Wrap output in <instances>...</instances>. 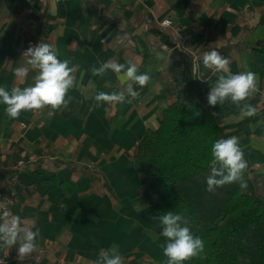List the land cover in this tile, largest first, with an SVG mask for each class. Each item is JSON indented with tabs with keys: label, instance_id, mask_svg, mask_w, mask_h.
I'll return each instance as SVG.
<instances>
[{
	"label": "crops",
	"instance_id": "0c3cea01",
	"mask_svg": "<svg viewBox=\"0 0 264 264\" xmlns=\"http://www.w3.org/2000/svg\"><path fill=\"white\" fill-rule=\"evenodd\" d=\"M164 19L173 24L161 27ZM158 31L199 59L197 98L220 116L227 138H240L249 164L245 190H264V0H0V86L33 83L35 71L18 80L15 69L42 41L79 66L67 107L12 120L0 105V200L41 233L37 252L23 262L15 247L0 248L5 264H92L114 244L123 264H165L153 219L160 213L143 192L147 177L135 160L138 140L160 125L174 100L171 48ZM213 49L230 59L233 73L258 74L260 92L246 101L256 116L241 119L230 101L208 105L211 71L202 57ZM109 59L137 62L151 76L143 88L134 85L132 103L95 106L98 92L123 90L111 71L90 72Z\"/></svg>",
	"mask_w": 264,
	"mask_h": 264
},
{
	"label": "trees",
	"instance_id": "16d2710c",
	"mask_svg": "<svg viewBox=\"0 0 264 264\" xmlns=\"http://www.w3.org/2000/svg\"><path fill=\"white\" fill-rule=\"evenodd\" d=\"M158 34L171 48L174 100L160 125L137 142L135 160L147 177L143 192L160 215L183 213L203 239L205 251L194 264H264V190L253 195L234 183L206 191L212 143L227 135L220 116L197 98L199 59Z\"/></svg>",
	"mask_w": 264,
	"mask_h": 264
},
{
	"label": "clouds",
	"instance_id": "9594fccd",
	"mask_svg": "<svg viewBox=\"0 0 264 264\" xmlns=\"http://www.w3.org/2000/svg\"><path fill=\"white\" fill-rule=\"evenodd\" d=\"M124 39L118 38V42L123 43ZM22 57L26 61V66L15 69L17 79L27 78L30 71L37 74L32 77L33 83L23 89L13 86L8 90L5 86H0V105H4L5 116L16 120L23 112L39 111L45 107L52 110L67 107L70 102L66 99L68 92L77 87L75 73L79 66L75 64L70 66V59H59L55 46L43 41L35 46H29L22 53ZM202 61L211 71L206 80L210 85L208 105L215 107L230 101L239 110L241 119L256 116L257 108L246 101L260 92L258 74L252 71L233 73L230 59L215 49L205 52ZM108 71L116 74L123 90L111 93L98 92L94 97L97 107L102 103L114 104L125 101L132 103L139 97L134 85L143 88L151 81V76L148 73H140L137 62L132 60L119 63L109 59L107 62H101L98 67H90L93 76L102 77ZM212 77H215V80ZM211 156L206 191L214 193L218 188L234 183L242 190L247 189L245 173L249 169V164L245 159L239 137L230 136L216 140L211 146ZM153 219L159 222L158 227L161 229L159 236L164 237L159 247L166 257L165 264H184L205 251L203 239L193 235L188 226L189 220L183 213L178 214L170 210ZM150 235L159 240L155 232ZM40 238V229L34 223L13 214L7 200H0V248L10 250L15 247L16 259L23 262L37 252ZM92 264H123L119 246L114 244L110 248L102 249Z\"/></svg>",
	"mask_w": 264,
	"mask_h": 264
},
{
	"label": "built area",
	"instance_id": "2783aa9c",
	"mask_svg": "<svg viewBox=\"0 0 264 264\" xmlns=\"http://www.w3.org/2000/svg\"><path fill=\"white\" fill-rule=\"evenodd\" d=\"M172 24H173V22L171 19H164L160 22L161 27H168V26H171ZM180 47H183V46L180 45ZM195 65H196V63H195ZM37 259H38V257H37ZM0 264H5V260H4L1 253H0Z\"/></svg>",
	"mask_w": 264,
	"mask_h": 264
}]
</instances>
